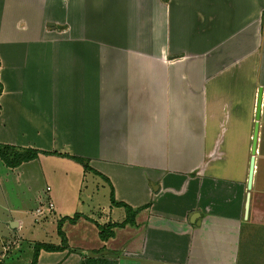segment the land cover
<instances>
[{
  "label": "crops",
  "instance_id": "obj_1",
  "mask_svg": "<svg viewBox=\"0 0 264 264\" xmlns=\"http://www.w3.org/2000/svg\"><path fill=\"white\" fill-rule=\"evenodd\" d=\"M182 1L0 0V144L76 156L100 174L42 153L17 168L0 159V263L23 264L10 251L22 249L30 228H55L59 240L31 239L26 264L36 244L62 247L58 223L80 214L63 223L67 248L42 250L37 264H264V0H215L189 9V18ZM126 10L130 18L121 17ZM90 26L100 37L94 45L116 46L111 56L94 53L109 59L96 69L106 104L99 108L91 106ZM113 28L129 35L104 36ZM127 56L130 65L121 67ZM91 114L104 130L100 139L112 143L122 133L139 139L136 147L105 158L108 149L90 144ZM112 191L137 212L136 224L103 241L98 225L127 220Z\"/></svg>",
  "mask_w": 264,
  "mask_h": 264
},
{
  "label": "rangeland",
  "instance_id": "obj_2",
  "mask_svg": "<svg viewBox=\"0 0 264 264\" xmlns=\"http://www.w3.org/2000/svg\"><path fill=\"white\" fill-rule=\"evenodd\" d=\"M125 1H128V0H125ZM134 1H136V0H134ZM117 2L123 4L124 3V0H117ZM213 2H215V0H183L182 3H181V5L183 6V8L185 10V13H186L187 18H189L192 15V13L189 11V9H191L192 7L198 6V5H205L206 8L208 7V5H211V7H212L213 6ZM152 4L150 6H154L157 3H152ZM122 13L123 14H122L121 17H127V18H130L131 17V14H130L131 13V10H126V11H124ZM157 15L158 14L155 13V12L152 13V15H151V17H150V19L148 21L151 27L152 26H157V24H155V21H154V19H155V17ZM127 18H124L120 22V24L121 25L126 24L128 22ZM109 23L113 27V23L112 22L104 23V25H109ZM97 24L102 25L100 23V21H98V23L95 21V24L94 25H97ZM207 25H208V23L205 26H202V27L200 26L199 27V29L201 28L200 29V34L202 35L203 38H205V32H206L205 29H207ZM90 27H91L90 28V34H91V40H90L91 41V50H90V70H89V77H90V86H91V89H90L91 90V106H93L94 108H97V107L99 108V107H102V106L104 107V105H106V104L100 102V101H102V98L100 96V93L102 92V88H100L99 81L97 80V78L100 76L99 74H97V70L98 69L99 70H104L103 67H106L107 66V62H108L109 59L107 57L106 58L107 60H105V61H104L105 58H102V59L100 58L101 59L100 60L98 57H96L94 55V53H99V54H97L99 57L100 56H103V55L104 56H108L109 54L111 56L112 55V52L115 50V47L116 46L114 44L113 45H110V48L112 49V51L110 52V50H107V51L104 52V50L100 49V45H94L95 44L94 42H97V41L100 42V39H99L100 37L97 36V34H96L97 33V30L96 31L95 30H92V26H90ZM124 27L125 28H128V30L130 31L131 25L130 24H126V25H124ZM154 28H153V30H154ZM191 28H192V24L186 29V33H187V31H190ZM155 29H157V28H155ZM110 30H111L110 32H108V30H104V33H105L104 36L114 37L113 34L115 32L116 33V36L118 37V33H121V29L120 28H113V29H110ZM132 33H134V30H132ZM127 35H129V34L126 31L122 30V34H121L120 38L118 37L119 39H117V42H121V40L123 39V37H125ZM121 37H122V39H121ZM156 42L157 41H155L153 43V45H152L154 48L156 47ZM98 47H99V49H98ZM186 47H187L188 50L190 49V51H194L195 49L196 50L199 49V53L201 51L200 49H203V48H201V46H198V44L196 46H194V47H193V44H187ZM156 51L157 50H155L154 52H156ZM173 56H174V58H173ZM180 58H179V56L176 53H171V56L169 57V59L171 61L173 59H175V60H178L179 59L180 60ZM122 62L123 63L121 65V67H126L127 68L130 65L129 63L131 62V59H129V57L127 56V58L124 61H122ZM102 83L103 82L101 81V84ZM105 101L107 102V101H110V100L106 98ZM94 118H96V119H94ZM97 118H98L97 115H93V114L90 115V120H89V123H90V125H89V129H90V133H89L90 144H93L94 146H97L96 148H94L97 151H99V150H103L104 151V149H108V151H110V155L113 158L112 157H107V156L105 158L114 159V157L116 155L113 154L112 152L127 151V150L130 149L131 145H133V146L136 147L135 142H138L139 139H134L133 140L132 138H130V140H129V139L122 138L123 137V134L122 133H121V135H119V139L113 140L112 143H109L108 142L110 140H103L102 138L100 139L99 137L104 133V130H102L101 128H99L98 127L99 125L93 121V120H97ZM120 126L121 125H119V127ZM229 128L231 129L230 124H229ZM236 144H237V141H232L230 145L231 146H235ZM50 153H52V152H50ZM31 182H37L38 183V180L32 179ZM99 182H103V179H99ZM37 183H31L30 184V188L32 187L31 190H33V188L35 187V185ZM42 185L43 184L41 183V187L44 188ZM104 187H106V186H104ZM100 188H101L100 189V192L103 193V194H106V198L107 199L105 201H109V203H110V200L108 199V196H107V194H108L107 193V190H105V189L103 190L102 186ZM91 189L94 190L95 189V186L94 185H91ZM27 190H29V189H27ZM85 198H86V196H85ZM101 199H102V201L104 200V198H101ZM32 234H33V236H32ZM54 236H55V238L57 240H59L58 236L56 235V229L53 228L52 230H50V226L46 229V231H43L42 233L38 232L37 230H32L30 228V230L25 233V236H24L25 237V240H21V242H20V244L22 245V249L17 250V251L11 250L10 251V254L11 255L12 254L13 255H17L19 257L22 256V259H25L24 262H23V264H26L27 261H28V258L32 254V252L30 250V247L28 246V243H30L31 239L32 240H35V241H42V239H48V241H51L54 238ZM12 257H15V256H12ZM12 257H10L11 258L10 261H12ZM98 262L99 261H95L92 264H98Z\"/></svg>",
  "mask_w": 264,
  "mask_h": 264
},
{
  "label": "trees",
  "instance_id": "obj_3",
  "mask_svg": "<svg viewBox=\"0 0 264 264\" xmlns=\"http://www.w3.org/2000/svg\"><path fill=\"white\" fill-rule=\"evenodd\" d=\"M40 153H42L44 155H53V156H60V157L72 159V160L76 161L77 163L81 164L86 172H91L97 176H100L99 173L93 171V169L89 166V163L86 160L81 159V158L76 157V156L62 155V154H58V153L40 152L38 150L31 149V148H16V147L0 144V159L6 164V166H8L10 168H17L24 163L33 161L39 157ZM111 201H112L113 205L125 208L126 213H127V220L122 224H111L108 226L98 225V228L100 230V238L103 241H107L108 239L115 236V233L113 232L114 228L125 227L127 224H131V225L136 224L135 218H136L137 212H135L130 206H128L126 204H117L115 201V198H114V192L113 191H112ZM80 217H81L80 214H76L74 216V218H65L58 223V235L61 238L62 245H63L62 247H54V246L46 245V244H36L32 264L38 263L39 255H40L42 250H46L49 252L64 251L67 248L68 239H67L65 232L63 231V223L65 221H70L71 223H76ZM94 262H95V260H89V262L87 264H92ZM0 264H3V263H0ZM98 264H109V263L102 261ZM110 264H112V263H110ZM113 264H116V263L114 262Z\"/></svg>",
  "mask_w": 264,
  "mask_h": 264
},
{
  "label": "water",
  "instance_id": "obj_4",
  "mask_svg": "<svg viewBox=\"0 0 264 264\" xmlns=\"http://www.w3.org/2000/svg\"><path fill=\"white\" fill-rule=\"evenodd\" d=\"M263 103V90L260 89L258 93V100H257V107H256V123L254 127V135H253V141H252V148H251V158H250V170H249V178H248V190L249 193L247 195V201H246V214L249 212V206H250V198L251 193L250 191L253 188V182H254V176H255V169H256V154H257V147H258V140H259V121L261 118V108ZM92 256H95L94 254H91Z\"/></svg>",
  "mask_w": 264,
  "mask_h": 264
}]
</instances>
